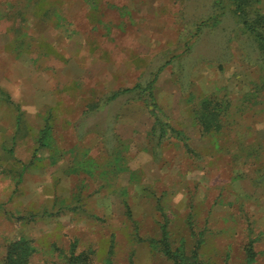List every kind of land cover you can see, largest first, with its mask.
I'll list each match as a JSON object with an SVG mask.
<instances>
[{"label":"rangeland","instance_id":"obj_1","mask_svg":"<svg viewBox=\"0 0 264 264\" xmlns=\"http://www.w3.org/2000/svg\"><path fill=\"white\" fill-rule=\"evenodd\" d=\"M224 3L0 0V264H173L163 224L185 264H264V0ZM152 80L158 122L108 100Z\"/></svg>","mask_w":264,"mask_h":264},{"label":"trees","instance_id":"obj_2","mask_svg":"<svg viewBox=\"0 0 264 264\" xmlns=\"http://www.w3.org/2000/svg\"><path fill=\"white\" fill-rule=\"evenodd\" d=\"M230 3H233V15L234 16H237L238 18L237 19H240V20H245L246 23L248 24L249 22L245 19L247 18L246 17V14L244 12V9H243V4L246 3L248 0H226V3L223 4L224 7H222V10L224 9V12H225V9H228L229 11H231L229 9V5L228 2ZM263 20V15L260 14V17L257 18V20H254L252 22V24H248V25H251V28H252V31H254L255 28L256 29V32L257 33H254L255 35V39L258 41L260 40L259 42L262 43V48L264 49V36L263 35H260L259 32V27L262 26L261 25V22ZM205 23V21H202L201 24L198 26V29H197V32L200 30L201 28V25ZM255 24H257V27L255 26ZM259 34V35H258ZM194 37H196L195 34H193ZM192 35V36H193ZM191 40V39H190ZM191 48V46H190ZM157 75V73H156ZM155 76V75H154ZM153 81H150L148 82L146 85H135L133 87H130V88H125V89H122V90H118L116 92H114L111 96L108 97V100L111 101V100H114L116 98H118L121 94L123 93H131V92H134V91H138V95L141 99H143V101L147 104V106L149 108L152 109V113L156 116V119H157V122L158 120L160 119V113L159 112H156V103L154 101V92H153V89H152V84H153ZM9 101H11L16 109H17V125H19V122H20V119H21V112L19 110V107L18 105L13 102V100L11 99V97L8 98ZM217 106L218 105H212L211 101H204L203 103V106L200 110V113H199V123L201 124V127H202V131H205V132H208L209 130H214V129H221V118H220V115L221 113L217 111ZM161 133L159 135L160 139H162V137L164 136V133L163 131H165V125H161ZM49 128L50 126L49 125H46L45 128H43L41 130L40 133V136H39V143H43V137L45 136V134H47L46 132H49ZM153 129H155L157 131V128H156V125L153 126ZM162 235H163V238H162V245H164V253L168 256V258L172 259L173 260V264H185L184 263V259L180 257L181 260L178 259V257H176L175 253H173L170 249H169V241H168V231H167V225L166 224H163L162 225ZM253 240H250L249 243H248V246H247V259L249 261H252L254 258H255V251H254V247H253ZM19 241H16L13 243V246L9 249H8V252H7V264H28V260H27V255L28 253H26L25 251L23 253L19 252ZM13 253H16L18 255L17 258H13L12 257V254ZM71 263L72 264H89L88 262V259H87V256L84 254V253H80L78 255H72L71 257Z\"/></svg>","mask_w":264,"mask_h":264}]
</instances>
